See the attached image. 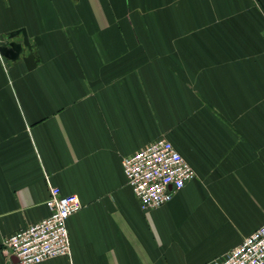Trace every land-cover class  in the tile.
I'll use <instances>...</instances> for the list:
<instances>
[{
  "label": "crops",
  "instance_id": "0c3cea01",
  "mask_svg": "<svg viewBox=\"0 0 264 264\" xmlns=\"http://www.w3.org/2000/svg\"><path fill=\"white\" fill-rule=\"evenodd\" d=\"M20 31L36 61L0 55V244L50 187L81 207L70 254L39 264H212L264 225V0H0V46ZM160 138L195 177L144 211L122 160Z\"/></svg>",
  "mask_w": 264,
  "mask_h": 264
},
{
  "label": "built area",
  "instance_id": "2783aa9c",
  "mask_svg": "<svg viewBox=\"0 0 264 264\" xmlns=\"http://www.w3.org/2000/svg\"><path fill=\"white\" fill-rule=\"evenodd\" d=\"M122 171L144 211L164 205L195 177L175 146L163 138L124 158ZM45 205L47 217L1 240L2 255L14 260L9 264H39L70 254L65 221L80 210L78 197L50 187ZM212 264H264V225Z\"/></svg>",
  "mask_w": 264,
  "mask_h": 264
},
{
  "label": "water",
  "instance_id": "95a60500",
  "mask_svg": "<svg viewBox=\"0 0 264 264\" xmlns=\"http://www.w3.org/2000/svg\"><path fill=\"white\" fill-rule=\"evenodd\" d=\"M22 36L20 42L11 41L7 45L0 46V55L11 61H23L27 69L30 70L35 65V56L32 52L28 38L24 31L15 32L9 35V39H15L17 35Z\"/></svg>",
  "mask_w": 264,
  "mask_h": 264
}]
</instances>
